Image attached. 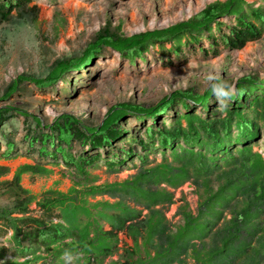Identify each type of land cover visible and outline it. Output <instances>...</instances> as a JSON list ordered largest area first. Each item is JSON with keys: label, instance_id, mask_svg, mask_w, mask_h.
I'll use <instances>...</instances> for the list:
<instances>
[{"label": "trees", "instance_id": "1", "mask_svg": "<svg viewBox=\"0 0 264 264\" xmlns=\"http://www.w3.org/2000/svg\"><path fill=\"white\" fill-rule=\"evenodd\" d=\"M30 2L0 0V22L22 18L24 13L35 20L37 7H29ZM225 18L230 19V25L223 21ZM263 33L264 4L256 7L247 0L215 1L188 20L133 36L122 33L121 26L109 25L94 35L81 55L56 61L45 78L18 76L0 99L8 100L26 83L40 90L52 88L69 72L83 70L107 49L135 64L138 59L145 60L155 47L161 54L176 57L183 55L185 49L198 47L205 54L217 55L221 46L240 50ZM204 39L210 42L209 49L202 46ZM168 62L172 63L170 59ZM236 88L238 94L229 102L226 114L217 110L218 102L209 89L199 93L189 88L147 107L131 103L114 106L96 127L67 113L44 124L38 116L17 107L0 108V131L16 116L24 118L26 128L24 144L8 139L3 132L6 149L1 159L25 157L35 161L34 165L20 167L12 181L0 182L13 197L8 205L0 207V242L10 230L14 233L5 240L7 245L0 243V261L63 264L60 256L65 249L108 256L110 249L98 245L88 230L82 238L65 243L61 225H48L46 219H52L56 209L61 210L56 215L62 219H69V214L77 218L78 212L91 218L93 213L86 198L109 195L120 197L119 202L98 205L115 211L103 218L140 219L142 212L126 205L125 199H131L149 211L144 219H154L140 224L148 229L145 248L149 253L143 257L134 251L131 262L125 264H188V259L194 264H264V154L255 148L264 137V79L242 77ZM130 116L138 124L135 133L125 127ZM121 142L125 145H116ZM19 145L24 147V153L19 152ZM152 154H160L162 162L152 165ZM134 157L142 165L132 179L95 185L98 177L90 169L99 167L100 161L111 173H119ZM48 165H64L74 174L75 185L83 188H74L69 195L48 191L39 204L44 213L40 220L30 215L36 197L22 187L21 181L28 173L49 176L52 171ZM9 172V167L0 165V178ZM189 181L199 191L197 214L185 207L179 209L182 223L173 231L165 223V215L156 209L174 204V193L161 185L178 189ZM65 209H72L73 214H67ZM50 230L53 233L49 234ZM7 255L11 256L8 260Z\"/></svg>", "mask_w": 264, "mask_h": 264}, {"label": "rangeland", "instance_id": "2", "mask_svg": "<svg viewBox=\"0 0 264 264\" xmlns=\"http://www.w3.org/2000/svg\"><path fill=\"white\" fill-rule=\"evenodd\" d=\"M215 1L225 0H31L28 6L37 7L35 20L32 15L23 12L22 18L0 22V97L18 76L27 74L45 78L56 61L81 55L94 35L104 27L121 26L126 36L165 29L199 14ZM247 2L256 7L264 4V0ZM13 14L17 15V12ZM223 21L231 24L230 19ZM202 46L209 49L210 42L204 39ZM170 47L168 44L167 48ZM190 61L193 66L189 68ZM209 73L219 75L235 86L240 78L246 76L264 79V33L240 50L221 46L217 55L212 52L205 54L198 47L196 50L185 49L183 55L176 57L175 54H161L155 47L146 54L145 60L138 59L135 64L118 52L107 49L83 70L69 72L52 88L40 90L32 83L24 84L8 100L0 99V108L10 106L28 111L41 118L44 124L52 123L55 118L67 113L85 125L96 127L114 106L131 103L147 107L175 91L189 88L203 93L208 90L204 79ZM137 125L132 116L125 120V127L131 132H137ZM3 132L8 139L24 144V118L16 116L0 131V165L10 168L9 174L1 177L0 182L12 181L20 167L35 164V161L25 157L11 161L1 159L6 149ZM124 143L116 145L124 146ZM255 148L264 154V137ZM19 152H25L21 145ZM101 153L104 154L103 151ZM137 153L143 154L140 151ZM162 159L160 154L150 155L152 165L162 162ZM41 163L47 164L45 160ZM141 165L140 160L134 157L119 173L108 171L104 161L90 171L98 177L95 185L104 186L132 179ZM46 167L53 171L51 177L32 181L30 176L25 175L23 186L40 195L51 188L67 192L75 184L74 174L64 165ZM161 188L174 193V204L156 208L172 225L182 222L179 215L182 207L197 214L199 191L192 181L178 189L166 184ZM119 198L99 195L89 201L92 204L104 200L116 203ZM12 199L6 188L0 185V207L8 205ZM125 202L142 211L143 216H148V211L131 199H125ZM187 263L194 264V261L188 259Z\"/></svg>", "mask_w": 264, "mask_h": 264}, {"label": "crops", "instance_id": "3", "mask_svg": "<svg viewBox=\"0 0 264 264\" xmlns=\"http://www.w3.org/2000/svg\"><path fill=\"white\" fill-rule=\"evenodd\" d=\"M25 175L30 176V179L32 181H35L36 179H39V178L44 179V178L51 177L53 175V171L49 176L32 175L30 173L24 174L22 176V181H21L22 187L30 191V193L36 197V200L30 206V209H31L30 215L40 220H43L41 219V217L42 216L44 217V213L42 212L39 204L42 201L44 194H46L48 191H57L65 195H69L72 189L76 188L77 190H81L83 188V186H80V185L76 186L74 184L67 192H63L57 188H51V189L44 191L40 195H36L31 190L23 186V177ZM101 196H105V195H101ZM90 198L91 197L86 198L87 199L86 201L89 203V205H91V209H92L91 212L93 213L91 218H88L83 213L78 212L77 218L70 217V214H69L67 215L69 219H62L60 218V216L56 215V214H60L61 210L56 209L54 217L52 219H46L47 220L46 222L48 223V225L49 224L61 225L62 233L66 236L65 243H73L80 236H81L80 238H82V236H84L83 234L86 232V230H88L90 233V238H92L93 240H96V243L98 245L106 246L110 249L108 256H104V253H98L96 256L90 255V254L85 255L82 252L83 255L81 259L77 262V264H125L127 261L131 262L130 257L134 253V251H137V250L139 251L140 254L143 255V257H145L144 255H147V253H149L147 250L148 248H145V241H146L145 239L147 237L148 229L147 227L142 228L140 224L145 223V222L151 223L154 219H144L147 216H143L142 211H141L142 212L141 218L143 219H106V218H103V216L107 215L106 217L108 218V216L114 214L115 211L105 210L102 206L99 207L98 205H102L103 203L109 202V201L104 200L102 202H97V203L92 204L89 201ZM79 201L82 202L83 200L80 199ZM117 202H119V200ZM109 203L112 205L116 204V203H111V202ZM126 205L129 206L128 204ZM142 208L144 210H147L144 207ZM65 212L66 213L71 212L73 214L72 209L71 210L65 209ZM18 216L21 217V215H18ZM155 220L156 222L158 221V219H155ZM165 223L173 231H176V228L179 225V224L176 226L172 225L169 219H165ZM139 232L140 234H138ZM48 233L51 234L53 233V231L51 232L50 230L48 231ZM10 236H12V234L10 235V232H9L8 236L5 239L1 240L0 242L1 245L2 244L7 245L5 240L9 239ZM25 245H28V244L25 243ZM149 250H150L151 255H154V252L151 251V248H149ZM38 254H41V252H38ZM42 255L44 254L42 253ZM134 257L136 259V256ZM10 258L11 256L7 255L5 259L8 260ZM24 260L25 258L20 259V261H24ZM3 262L4 260L0 261V264H3ZM37 264H43V263L38 262Z\"/></svg>", "mask_w": 264, "mask_h": 264}, {"label": "clouds", "instance_id": "4", "mask_svg": "<svg viewBox=\"0 0 264 264\" xmlns=\"http://www.w3.org/2000/svg\"><path fill=\"white\" fill-rule=\"evenodd\" d=\"M193 62L190 61L187 67H192ZM205 87H207L215 96L218 102V111L226 114L228 104L233 100V98L238 94V90L233 83L222 79L219 75L209 73L204 79ZM14 234L10 230V235ZM82 253L78 251H73L70 249H65L60 256V260L63 264H77L81 259Z\"/></svg>", "mask_w": 264, "mask_h": 264}]
</instances>
